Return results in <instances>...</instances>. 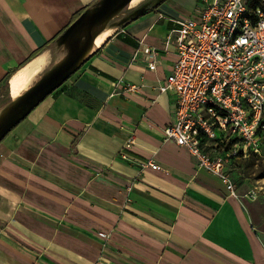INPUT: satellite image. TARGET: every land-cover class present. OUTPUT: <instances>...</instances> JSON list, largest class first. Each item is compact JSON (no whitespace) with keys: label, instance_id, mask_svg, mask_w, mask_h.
I'll return each mask as SVG.
<instances>
[{"label":"crops","instance_id":"0c3cea01","mask_svg":"<svg viewBox=\"0 0 264 264\" xmlns=\"http://www.w3.org/2000/svg\"><path fill=\"white\" fill-rule=\"evenodd\" d=\"M98 1L0 0V113L11 79L47 57L28 89L62 60L57 38ZM203 6L164 0L117 28L1 140L0 264H264L240 198L164 139L176 99L159 87L177 56L165 39Z\"/></svg>","mask_w":264,"mask_h":264},{"label":"built area","instance_id":"2783aa9c","mask_svg":"<svg viewBox=\"0 0 264 264\" xmlns=\"http://www.w3.org/2000/svg\"><path fill=\"white\" fill-rule=\"evenodd\" d=\"M203 1L197 18L175 20L165 39L163 50L173 45L177 56L159 87L176 99L175 121L164 139L186 147L199 167L239 198L230 167L260 155L264 135V0ZM158 51L144 48L151 69ZM126 90L139 89L131 84ZM146 166L161 168L152 161Z\"/></svg>","mask_w":264,"mask_h":264},{"label":"water","instance_id":"95a60500","mask_svg":"<svg viewBox=\"0 0 264 264\" xmlns=\"http://www.w3.org/2000/svg\"><path fill=\"white\" fill-rule=\"evenodd\" d=\"M164 0H148L137 6L119 21L118 18L132 0H99L83 11L57 38L59 46L67 48L62 60L45 72L33 85L13 99L0 113L1 140L48 95L70 78L92 55L96 39L111 23L122 27L127 22L145 14L150 7L158 6Z\"/></svg>","mask_w":264,"mask_h":264},{"label":"rangeland","instance_id":"374dc122","mask_svg":"<svg viewBox=\"0 0 264 264\" xmlns=\"http://www.w3.org/2000/svg\"><path fill=\"white\" fill-rule=\"evenodd\" d=\"M145 1L148 0L125 8L123 13L114 21H119ZM228 174L232 178L236 193L264 245V135L261 140V154L251 155L238 161Z\"/></svg>","mask_w":264,"mask_h":264},{"label":"bare ground","instance_id":"6f19581e","mask_svg":"<svg viewBox=\"0 0 264 264\" xmlns=\"http://www.w3.org/2000/svg\"><path fill=\"white\" fill-rule=\"evenodd\" d=\"M143 0H132L130 7L135 6ZM116 26L109 25L102 33H100L96 39V47L102 45L110 35H112ZM46 55V54H45ZM47 57L42 56L35 62H33L28 67L21 70L16 74L10 81V94L12 97L17 98L21 95L24 90L31 84L33 79L38 75V73L43 69ZM47 62V61H46ZM50 63V62H49Z\"/></svg>","mask_w":264,"mask_h":264}]
</instances>
